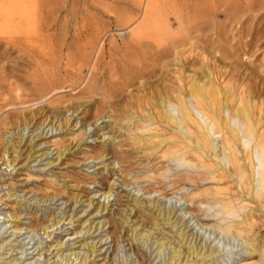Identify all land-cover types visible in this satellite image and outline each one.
Segmentation results:
<instances>
[{
	"label": "bare ground",
	"instance_id": "obj_1",
	"mask_svg": "<svg viewBox=\"0 0 264 264\" xmlns=\"http://www.w3.org/2000/svg\"><path fill=\"white\" fill-rule=\"evenodd\" d=\"M73 1L59 0V3L61 5L68 2L67 7L70 10L68 12H71ZM136 2L142 12L139 18L132 19L133 22L130 19V28L126 33L120 34L119 37L124 41L120 43L109 41V45L104 47V33L97 28L89 33L74 30L71 33L61 31L51 34L44 30V25L48 26L52 22L61 24V19L67 17L66 14L61 18L54 17L59 8L55 5V1L52 3V0H0V61L3 57H10L13 52L16 58L25 60L26 65L33 70L26 76L17 78L15 74L11 75V69L0 65V110L21 103L19 100L25 96L21 93L20 86L10 78L16 81H21V78L29 79L33 91V95L30 93V96H38L41 101L47 102L46 106L37 105L27 114L4 117L0 120V125L2 128L8 125L9 128L14 127V129L20 126L26 128L34 121V125H38L39 128L48 121L52 128L57 124L56 129L60 130L61 124H66L69 119L66 114L61 115L57 112V106L70 100L95 99L94 102L99 105L95 110L96 121L108 118L106 126L114 127L109 130L112 134H110L111 141H108L107 145L109 142H115L118 136L123 139L116 142L113 148H105L104 143L97 155L87 158L96 160L105 158L111 153L106 161L112 160L107 167H103V170L112 174L118 173L117 180L125 186L140 180L148 181L150 187L145 191L146 194L165 190L158 172H164L170 165L181 164L190 171L195 170L197 174L194 178L203 182L212 181L213 184L206 187L203 193L195 195L192 192L185 199L195 205H203V208L211 204L216 207L218 213L222 214L221 218L212 223L213 226L221 233L237 238L247 245L246 261L239 264H264V238L261 237V229L264 227V132L259 131L262 116L257 115L251 93L242 94L248 87L247 83H244L246 81L242 79L231 81L241 66L230 48L222 45L224 27L217 24L213 38L203 36L200 32L205 28L204 22L193 20L186 27L182 15L177 13L174 18L177 27L185 30L181 34V31L177 32L172 28L170 19L159 11L160 4H164L165 0H136ZM78 27L80 28L77 26L76 29ZM148 41L151 43L149 44ZM152 43L157 51L153 54V60L150 56L153 64L165 62L161 67L162 78L158 79L163 85L162 95L156 93L159 97L155 99L154 104L155 97L151 93L153 83L146 82L145 77L134 76V78L132 74V53L144 47L148 49ZM139 53L144 52L140 50ZM146 53L148 55V52ZM226 58L236 60L228 66L232 72L226 81L227 85L230 84L229 87L222 86L226 66L217 64L218 61ZM85 71H87L86 78L82 76ZM245 74L247 73H244V77ZM81 84L79 92L73 96L48 100L60 89L77 88ZM136 84L138 85L135 86ZM132 98L139 105L134 102L136 105L134 107L133 101L131 104ZM151 98L153 105L149 107ZM41 101L34 100L31 105ZM74 103L65 105L66 112L71 109L76 112L82 106ZM59 116L62 122H58ZM7 120L8 124H6ZM15 120L20 121L19 124H16ZM104 128L99 127V130ZM116 133L118 135H115ZM18 136L21 143L24 137L21 134ZM85 137V132L76 133L73 138L74 146L79 147L81 142L85 141ZM33 139L32 137L29 140L31 149L35 146L31 142ZM233 142L236 146L231 148L230 143ZM7 144V147H10L4 149L5 153L10 148H13L12 153L19 152L20 149L14 146V141L10 140ZM57 145L56 156L47 163L48 165L54 161L57 163L63 156L66 157V152L68 153L72 148L70 145ZM32 152L35 154L36 151ZM33 153L28 154L27 157H31ZM41 155L46 153L42 152ZM18 156L19 153L10 163H14ZM115 164L119 166L114 170ZM7 166H12V169L15 167L13 164ZM149 170H153L152 174H146ZM131 175L133 179L128 182V177ZM31 176L33 175L30 173L26 174L27 179ZM48 176L41 188V199L66 195L65 199L72 203L83 195L80 190L68 191L67 182H72L71 188H77L81 183L91 184L101 179V177L88 178L89 182H87L86 179L68 177L69 181L64 178L59 181L62 175ZM191 178L192 176H189V179ZM13 184L12 182L9 184L10 190L13 191L8 197L15 195L16 190L11 188ZM114 184L115 181L102 193L104 197L108 198L114 193ZM179 189L175 188L170 193H176ZM17 197L18 195H15V198ZM116 200L121 201L119 195ZM84 201H87V206L93 204L92 198ZM3 203L10 204L13 211L10 215L14 222L12 226L16 230L23 229L19 224V209L26 202ZM111 205L96 202L93 214L101 213L103 210L109 214ZM122 205L127 209L126 215L121 217L122 214L116 212L121 218L108 216L103 221L89 225L85 232L93 233L94 230L109 224L111 226L106 236L111 237L114 242L123 229L127 237L125 240L130 241L133 249L137 251H140L138 245L134 246L137 241L144 246L150 239H155L154 244L157 245L158 254L163 258L167 256L172 264H208L209 261L214 264L217 261V258L212 256L219 251L216 247L205 245L203 249L198 243L191 245L188 242L183 229L177 228L178 221L177 218L174 219L173 207H166L158 199L143 200L137 196H130ZM133 210L138 214L134 220L129 216ZM75 216L76 213L73 214L72 211L60 220L53 221V216L50 214L47 219L32 224L31 228L35 230L40 227L49 237L50 227L57 225L61 220L76 221L73 220ZM140 217L145 219L142 224L136 220ZM88 221L86 219L83 224ZM165 226L176 229L168 233L163 231ZM92 229L94 230L91 231ZM81 232L80 226L73 231L74 234ZM54 242L56 243H50L47 247V250L52 246L58 247L57 252L52 256V258L57 257L54 264H58L59 258L70 259L64 254L63 243L56 240ZM81 244L86 254L80 255L76 251L70 253V256L74 255L80 259L78 264H86L92 255L93 259L101 255V248H97L96 243L88 242L87 238L81 239ZM229 254L230 251L225 252L226 257ZM141 256L144 258L143 253ZM15 262L16 258L11 259V264ZM112 264L121 263L116 260L112 261Z\"/></svg>",
	"mask_w": 264,
	"mask_h": 264
},
{
	"label": "rangeland",
	"instance_id": "obj_2",
	"mask_svg": "<svg viewBox=\"0 0 264 264\" xmlns=\"http://www.w3.org/2000/svg\"><path fill=\"white\" fill-rule=\"evenodd\" d=\"M54 1L55 5L59 7L54 17L61 18L65 14L67 17L63 20L61 19L62 25L52 22L48 24L49 28L47 25H44L43 28H46H44V30L51 34H56L61 31H69L71 33L74 30L89 33L97 28V30H102V33H104V47L109 45V41H116V43L123 42L124 40L119 37L120 34L126 33L130 28L129 25L131 22L139 18L142 12L136 0H74L71 9L72 13L68 12L70 11L68 10L69 7H67L68 2L61 4L64 5V7H62L60 5L61 1L59 3V0H52V3ZM56 1L58 2L56 3ZM159 11L162 15H166L170 19L172 28L177 32L181 31V34L185 32V30L177 27L178 24L174 19L177 13L182 15L183 23H186V27L188 23L193 20L199 23L204 22L205 28L200 32L203 36L205 35L213 38L217 30L216 25L221 24L224 27L225 35L223 37L224 40H222V45L230 48L229 50L236 54H233V56L237 59L239 66H241L239 72L235 74L231 81L235 79L236 81L241 79L246 81L244 83H247L248 87L243 90L242 94L247 95L248 92H250L253 96L257 115L262 116V122L259 124V131L264 132V0H165L164 4H160ZM84 17L86 18L85 20ZM80 23L83 28L79 25ZM77 26H80V28L78 27V29H76ZM148 42L149 44L151 43L150 41ZM150 46H148L149 48L146 47L148 49L144 47L137 50L139 52L143 50L144 53L141 54H144V56L137 51L135 52V50L134 53H132V74L133 77L135 76L136 78L145 77L144 80H147L146 82L153 83L152 88L155 87L156 89L158 87L156 90L151 88V93L153 97H155L153 100H155L159 97L157 96L158 94L161 93L162 95L163 85L158 79L162 78L161 70L163 68L161 69V67L165 62H159V65L153 64L151 57L153 60V54L157 51L156 48H153L155 47L154 43ZM146 52H148V55ZM216 54L218 55V53ZM235 59L226 58L217 62L220 66H226L225 79L222 84L224 87L227 85L226 81L232 75L228 66H230L233 61H236ZM26 64L27 62H25V60L16 58L13 52L10 54V57H3L0 61V65L11 69V75L15 74L17 78L24 77L33 71ZM139 71H141L143 75H139L141 74ZM137 72L138 74H136ZM244 73H247L245 77ZM241 74L242 76H240ZM86 75L87 71L82 73L84 78H86ZM10 79L20 86V90H22L21 93H24L25 96L19 100L21 103L1 109L0 120L4 117L10 118L23 115L24 113L27 114L37 105L46 106L45 104H47V102L41 101L42 99L40 97L30 96V93L33 95V91L30 88L29 79L21 78V81H16L14 78ZM137 85L138 84L135 86ZM229 86L230 84L228 83L227 87ZM81 87L82 84L77 86V88L60 89L56 91L55 94L51 95L48 100L73 96L79 92ZM135 92L134 90V93ZM152 98L149 99L151 102L149 107L156 103L155 100L152 104ZM34 100L41 102L31 105ZM134 100L135 99L132 98L131 104L133 101L132 105L135 107L137 104L139 105V103ZM94 101L95 99L92 98L76 99L66 101L57 106V112L61 115L66 114L69 119L66 124H61L60 127L62 129L60 130L56 129L57 124L52 128L51 125L48 124V121L39 128L38 125H34V121L28 124L26 128L20 126L14 129V127L9 128V125L2 128L0 125V244L2 245L0 248V264H11V259L13 258H16L14 264H54L57 257L52 258V256L57 252L58 247L52 246L50 250H47V247L50 243L55 244V240L63 243L62 248L65 249L64 254L67 258H70H59L58 264H78L80 259L74 257V255L70 256V253L76 251L77 253L79 252L80 255L86 254V250L81 244V239L83 238H87L88 242L96 243L97 248H101V255L96 256L94 259L92 255L87 260L86 264H112V261L116 260L121 264H172L167 256L163 258L162 255L160 256L158 254L157 245L154 244L155 239H150L147 245L144 246L137 241L138 243L134 244L135 247L138 245L140 251H137V249H133L130 241L125 240L127 237L124 229L118 233L117 241L115 242L111 237L106 236L111 226L109 224L96 230L92 229L91 231L94 230L93 233L85 232L89 225L103 221L104 218L108 216L114 215V218L118 219L126 215L128 213L127 209L122 204L128 201L130 196H137L143 200L147 198L158 199L166 207H173L175 211L174 219L177 218L178 221L177 228L183 229L191 245L198 243L203 249L205 245H208L216 247L219 250L212 255L213 258H217L214 264H239L240 262L246 261L245 258L248 255L247 245L237 238L221 233L219 229L213 226L212 223L222 217V214L216 211V207L208 204L203 208V205L198 206L185 199V197L191 195L192 192L195 193V195L203 193L206 187L213 184L212 181L203 182L197 180L194 178V175L197 174L196 171L188 170L185 165H170L164 172H158L159 178L162 177L161 182L165 185V190L146 194L145 191L150 187L148 181L140 180L139 182L125 186L117 180L118 173L112 174L103 170V167H107L108 163L112 160L108 159L106 161V159L111 156V153L105 158L96 160L87 158L97 155L100 150L99 148L102 147L104 143L106 144L105 148H113L116 146V142L123 139L118 136L115 142H109L107 145V142L111 141L110 134H112L109 130L114 129V127L106 126L108 118L96 121L97 116L95 110L98 109L99 105ZM70 102H75L74 105L82 104V106L76 112H73L72 109L66 112L65 105ZM15 122L19 124L20 121L15 120ZM58 122H62L61 116L58 117ZM8 123L9 121L7 120L6 124ZM99 127L105 128L99 130ZM83 132L86 133L85 141L83 143L81 142L79 147L76 145L74 146L75 139L73 140V138L76 136V133L81 134ZM20 134L24 137L21 143H19L18 139V135ZM1 135H3V137H1ZM115 135H118V133ZM32 137L34 139L31 142L34 143L35 146L31 149L29 140ZM214 137L218 138V136ZM10 140L15 142L14 146L17 147L18 150L20 149L19 152H17L19 156L14 163H10L17 154L12 153L13 148H10L6 153L4 152L5 148L7 149L10 147H7V143ZM103 140H105V142H102ZM57 144L70 145L72 148L68 153L66 152V157H62V161L60 160L57 163L54 161V163L48 165L47 163L52 161L56 156ZM235 146V142L230 143L231 148ZM32 151H36L35 154ZM42 152L46 153V155L40 156ZM30 153L33 154L28 158L27 156ZM10 164H13L15 167L12 169V166H7ZM97 166L99 168H97ZM118 166V164H115L114 170L117 169ZM152 172L153 170H149V173L146 174H152ZM27 173L33 176L27 179ZM50 174H55L57 176L62 175L59 181L63 180L61 178L69 181L68 177L86 179L87 182H89L88 178L101 177V179L91 184L83 185L81 183L77 188H71L70 185L72 182H67L69 186L67 188L68 191L80 190L83 195L81 198L78 197L75 203H72V201L65 199V197H67L66 195L63 197L57 196L53 199H41V188L44 185V180L49 178L48 175ZM137 175L140 176V174ZM189 176H192V180L189 179ZM128 178V182H131L133 179L132 175ZM114 181V193L108 198L106 196L104 197L102 193L106 191L107 187L112 185ZM11 182L14 183L11 188L16 190L15 195H18L17 198H15V195L8 197V194L13 191V189L10 190L9 184ZM175 188L180 189L177 190L176 193H170ZM118 195L122 203L121 205L119 204L120 202L116 200ZM87 198L93 199V204L91 206H87V201H84ZM17 201L26 202V204L19 209V224L23 227L21 230H16L15 227L12 226L14 222L10 215L13 211L10 208V204L3 203L8 202L14 204ZM96 202L104 203L108 206L112 204L109 207L111 209L108 212L109 214H107L106 210H103L101 213L93 214V207ZM72 211L73 214L76 213V216L73 218V220L76 221L69 222L68 219L61 220L57 225L48 229L50 232L49 237H47L42 228L37 227L35 230L31 228L32 224L47 219L50 214L53 216V218L51 217L53 221H58L64 215H69ZM116 212H120L122 216L119 217ZM129 216L134 220L138 214L136 210H133L130 212ZM86 219L89 221L83 224ZM136 220H138L140 224L145 222V219L141 217ZM79 226L82 228L81 234H74L73 231ZM174 229L176 228L165 226L163 231L170 233ZM261 234V237L264 238V227L261 229ZM226 251H230L228 257L225 256ZM141 253H143L144 258L141 256ZM208 264L212 263L209 261Z\"/></svg>",
	"mask_w": 264,
	"mask_h": 264
}]
</instances>
